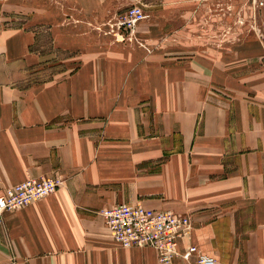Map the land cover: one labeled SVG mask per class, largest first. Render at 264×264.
Listing matches in <instances>:
<instances>
[{"label":"crops","instance_id":"1","mask_svg":"<svg viewBox=\"0 0 264 264\" xmlns=\"http://www.w3.org/2000/svg\"><path fill=\"white\" fill-rule=\"evenodd\" d=\"M217 1L40 0L37 19L15 28L0 3V194L31 176L61 180L3 213L0 264H159L152 247L109 234L98 212L120 203L189 216L179 252L194 244L221 264L264 263V68H249L254 52L235 41L223 50L220 36L185 32ZM133 4L156 20L132 42L80 36ZM35 24L77 53L35 54ZM49 62L60 64L52 77L21 82Z\"/></svg>","mask_w":264,"mask_h":264},{"label":"built area","instance_id":"2","mask_svg":"<svg viewBox=\"0 0 264 264\" xmlns=\"http://www.w3.org/2000/svg\"><path fill=\"white\" fill-rule=\"evenodd\" d=\"M145 18L140 4H133L120 13L110 31L125 36ZM61 180L52 176H31L8 186L0 194V221L3 213L25 206L54 192ZM109 234L124 247L148 246L156 250L159 264H176L181 259L184 264H221L216 258L205 254L190 244L184 252H179L180 238L190 234L192 220L169 210H157L140 203H120L101 208ZM264 264V263H260Z\"/></svg>","mask_w":264,"mask_h":264},{"label":"rangeland","instance_id":"3","mask_svg":"<svg viewBox=\"0 0 264 264\" xmlns=\"http://www.w3.org/2000/svg\"><path fill=\"white\" fill-rule=\"evenodd\" d=\"M53 1L48 0L49 4H47L50 5V2L53 4ZM3 2L6 3L7 0H0V3ZM9 2L10 17L9 19H3L4 25H7L9 22L10 27L13 26L15 28L21 26L23 22L28 24L32 16L37 19L40 0H9ZM207 4V8L202 10L203 12L196 10L193 13L194 15L192 14L190 18L191 26L185 29L187 36L194 38V40L202 38L210 39L215 36H220L224 42H227V44L222 45L223 50L231 47V40L235 41L239 44L238 48L240 53L246 52L247 48H249L250 52H254V59L246 61L249 68H254V70L264 68V0H222L221 2H208ZM117 16L110 17L106 20V26L108 28H96L92 30L80 29V36L83 33L94 31L100 36L110 35L116 41L123 42L127 39V42H132L138 36L137 28L141 22L156 20L154 16L145 13V18L132 31L125 32V36H121L110 31V25H113ZM157 20L160 19L157 18ZM213 24H217V29H214ZM28 31L31 34L34 32V42L28 47L35 54H45L47 55L46 57L53 58L57 61H70L71 58H69V55L71 56L72 53H77L76 51H70L64 48L58 49L52 45L51 30L45 27H38V24H35ZM160 31L162 32V37L165 38L170 34V32H165V28ZM80 42H82L81 39ZM236 46L234 45V47ZM76 62L79 61H73L71 66H76ZM62 63L61 65H63ZM243 63L240 61V65ZM68 66L70 67V64ZM61 67L64 68V65ZM44 68L46 70L45 73H37L33 76L24 74L23 78L20 79L21 82L26 84L27 80L34 82L38 81V79H49L60 68V64L52 65L49 62Z\"/></svg>","mask_w":264,"mask_h":264}]
</instances>
